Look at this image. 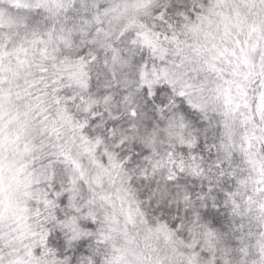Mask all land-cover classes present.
I'll list each match as a JSON object with an SVG mask.
<instances>
[{
	"label": "snow or ice",
	"instance_id": "6c2138e0",
	"mask_svg": "<svg viewBox=\"0 0 264 264\" xmlns=\"http://www.w3.org/2000/svg\"><path fill=\"white\" fill-rule=\"evenodd\" d=\"M0 264H264V0H3Z\"/></svg>",
	"mask_w": 264,
	"mask_h": 264
},
{
	"label": "clouds",
	"instance_id": "9594fccd",
	"mask_svg": "<svg viewBox=\"0 0 264 264\" xmlns=\"http://www.w3.org/2000/svg\"><path fill=\"white\" fill-rule=\"evenodd\" d=\"M2 2H3V0H0V3H2ZM141 19L150 23L148 16L144 15L143 13H141ZM148 118L150 119V117H148ZM135 142L140 143V145L142 147H146V145H144L142 141H135ZM167 142H168L167 139H164L163 141H161L157 144V147L162 149L163 145L166 144ZM159 175H160V179H159L160 190L156 191L155 189H153L156 196L166 195L165 181L163 179V175H164L163 171H161V173ZM141 190H143V189H141Z\"/></svg>",
	"mask_w": 264,
	"mask_h": 264
}]
</instances>
